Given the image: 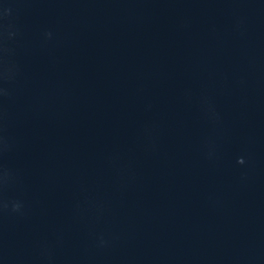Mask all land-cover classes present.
<instances>
[{
  "label": "water",
  "instance_id": "obj_1",
  "mask_svg": "<svg viewBox=\"0 0 264 264\" xmlns=\"http://www.w3.org/2000/svg\"><path fill=\"white\" fill-rule=\"evenodd\" d=\"M0 264H264V232L0 87Z\"/></svg>",
  "mask_w": 264,
  "mask_h": 264
}]
</instances>
